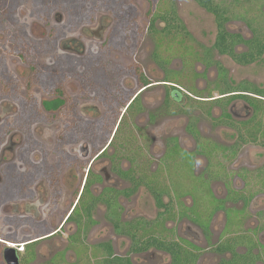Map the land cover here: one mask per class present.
Instances as JSON below:
<instances>
[{"label": "flooded vegetation", "instance_id": "1", "mask_svg": "<svg viewBox=\"0 0 264 264\" xmlns=\"http://www.w3.org/2000/svg\"><path fill=\"white\" fill-rule=\"evenodd\" d=\"M144 1L145 19L137 0H0V242L25 240L19 264H81L88 258L108 264L112 256L136 264L131 256L156 262V252L168 255L170 264V254L154 246L133 252L130 236H157L156 223L170 217L169 201H163L170 191L182 207L177 216L189 223L182 236L165 239L191 246L196 264L205 249L214 255L211 264H264V160L251 171L242 159L246 144L264 147V87L246 80L233 85L227 78L233 88L227 93L204 99L187 92L179 83L182 72L199 73L185 67L186 60L180 77H168L173 47L179 58L207 69L196 60L203 51L185 44L194 39L175 0ZM214 3L222 4L227 32L264 40L248 25L249 35L231 29L230 6L240 0ZM172 6L182 23L174 29L168 26ZM217 35L216 23L215 40ZM141 42L152 44L139 56ZM241 46L248 48H235ZM160 89L155 100L147 97ZM187 94L205 103L190 108H205L207 115L211 108L209 134L198 116H187L181 104ZM180 118L182 130H172L171 121ZM222 128L231 140L210 135ZM140 190L162 209L155 222L137 210ZM220 212L224 225L214 238ZM139 221L143 228L134 229ZM118 238L129 241V254L115 251Z\"/></svg>", "mask_w": 264, "mask_h": 264}, {"label": "rangeland", "instance_id": "2", "mask_svg": "<svg viewBox=\"0 0 264 264\" xmlns=\"http://www.w3.org/2000/svg\"><path fill=\"white\" fill-rule=\"evenodd\" d=\"M214 1L218 3L220 0H214ZM262 2H264V0ZM254 3H255V0H246V1L240 0V3L231 4L229 15L231 16L230 21L232 22H229L231 23L230 27L232 30H235V31L240 30L241 32H244L245 35L247 34L249 35L250 29L248 32L247 27H245V25H248L249 26L248 28L254 29L258 33H262L261 36L263 37L264 3L259 6H257V4L255 3V6H253ZM137 6L140 8V10L143 13L142 18L145 19L146 18L145 12L147 11L148 4L144 0H137ZM175 6H176V9H178L183 22L186 24L187 28L191 32L193 39H194L193 41L187 40L185 44L188 46L190 44L191 47L193 48V51L200 52V53L204 51L202 47H211L214 43L215 35H216V23H215L213 13L208 12L203 7H200L193 0H175ZM260 9L262 12L258 11ZM234 20L238 21V23H235ZM142 43L143 42H141V45L136 49V54L139 56L146 54L150 50L151 44H152V43H149L148 46L145 48L144 43L143 45ZM176 46L177 45L173 47V52H175L176 54L172 55V57L170 58L171 63L168 66L171 70L175 71V73L168 72L169 73L168 77L177 76L178 73H176V71L182 68V66H184V62H186L187 60V57L185 56L184 58H179V51ZM236 49L238 51H242V50H245L246 48L241 46V47H237ZM133 59L135 60L134 57ZM212 59L214 61L219 62L224 67V69L227 72V78L231 84L236 85L237 83L246 80L261 88L264 87V54L259 60L249 65H246V66L238 65L230 56L221 55L216 51L213 52ZM191 61H193L192 63H194L193 69H196V72H198L199 75L194 77L192 76V74H190L188 70H186L187 73L186 71L185 73L182 72L183 75L181 74L180 82L178 81L180 83V86L183 89L187 90V92L190 91L191 93L193 92V93H197L198 95L203 96L202 98L204 99L206 98V96H208L207 94H209V92L211 93V91H212L211 95L216 96L218 94L215 90V84H216L215 82L217 79L216 67L213 65L205 69L202 64L195 63V60H191ZM144 69H146V67H144ZM151 72L156 75L157 69L154 68V70H151ZM160 76L161 75H159L155 79L160 78ZM192 87L195 89L194 91H192L191 89ZM158 91H156L155 94L150 96L154 92L152 90L151 93H147V97H149L150 100H153V99L155 100L156 98L162 95L161 94L162 89H160L159 93ZM181 104H183V107L185 106L187 116L189 117L198 116V120L200 119L201 121L204 122L203 129L205 132L208 133L207 126L211 124V117H212L211 108H210L209 115L206 114L207 109L205 108L203 109L196 108V107L190 108L191 104L195 106H200V105L205 104V103H198V101H195V99H193V97L190 95H188L187 100L185 102L183 101V103ZM172 105L173 107L176 108L178 107L179 103L172 101ZM214 113H217L216 109ZM184 122H185V118H180V119H177L176 121L172 120L170 123V128L172 130L176 128H177L176 130H179V129L182 130V126L184 125ZM128 128L131 131H133L132 125H129ZM211 133L210 135L219 141L226 142V141L231 140L230 132L224 128L219 129V130L213 129ZM187 144H190L188 140H187ZM245 147H246L247 152H246V155L242 157V159L246 161L247 167H249V170L253 171L264 160V147L260 148V147L254 146L253 148L251 147V145H247V144ZM237 165L238 164H236V166ZM251 179H255V178L251 177ZM237 185H240L239 181H237ZM216 190L217 192L223 191V188L221 187L219 183H218V187L216 188ZM173 195H174L173 192L170 191V195L163 196V201L165 203L169 201L168 205L170 206V212H169L170 217H167L168 220L165 222L166 224L165 228L167 229V231L161 227H158L157 228L158 230H156L155 232V235L160 236L161 234L164 238H167V239H176L179 236H182V231L185 230L187 224L189 223L185 218L182 219V218H179L180 216L179 217L177 216L178 211L181 210L182 207H180V205L177 204V202L173 199ZM177 201L181 202L182 205L184 204L183 199L177 200ZM189 201L190 200L186 198V202H188V204H189ZM137 210L142 212L148 220H151L154 222L156 220V217L158 216V213L162 211L161 208L156 206L154 200L152 199V196H150V194L144 190H140V192L138 193ZM94 216L95 218H99V215L96 213L94 214ZM223 225H224V215L222 212L217 213L215 217V222L213 225V232H215L213 236L214 238H216V235L219 234V230L222 228ZM194 229L198 230L196 227ZM194 229L192 230L194 231ZM104 232H106V230H104L102 233ZM223 236L221 237L220 240H222ZM92 238L93 236L91 237V239ZM214 241L215 240H213L212 242ZM3 242L5 241H2V243ZM10 242H13V241H10ZM14 243H24V242H22V240H18V241H14ZM89 243H92V240ZM128 243L129 241L127 239L118 238L117 242H115V251L120 255L129 254L127 252ZM202 245H205V244H203L202 242ZM46 251H47V248L45 247L41 249V253L43 254H46ZM156 253L153 256V258L156 257V260H157L156 262L159 263L160 261L159 264L169 263L168 255L162 254L159 257H157L158 253L157 254ZM213 257L214 255L211 253V250L205 249L202 252V255L199 259L198 264H211L214 261ZM81 258H83V256H81ZM131 258L134 260L136 264H156L154 260L152 261L148 257L131 256ZM68 259L69 261H73L75 259V256L73 254H70ZM37 262H45V260L40 258L39 260H37ZM84 262L87 264H94L93 260H91L90 258H88ZM85 263L81 262V264H85ZM0 264H5L2 257L0 259Z\"/></svg>", "mask_w": 264, "mask_h": 264}, {"label": "trees", "instance_id": "3", "mask_svg": "<svg viewBox=\"0 0 264 264\" xmlns=\"http://www.w3.org/2000/svg\"><path fill=\"white\" fill-rule=\"evenodd\" d=\"M196 2L200 6L204 7L207 11L212 12L215 15L216 23L218 26V35L216 37L214 45L211 48H204L203 49L204 51L200 55H198L197 53L196 60L203 63L206 68L212 65L216 66L218 70V78L215 82L216 83L215 90L220 92L221 94H224L229 92L233 88L228 84L226 70L224 69V67L219 62L214 61L212 59V52L216 50L220 54H225L230 56L235 62L239 64H248L258 59V57L264 51V43H263L264 40L256 36L253 37L252 39L244 41V39L241 36L230 34L229 32L226 31L224 27L225 23L227 22V17L225 16L224 10L222 9L221 5L215 4L213 0H196ZM170 12H171V16L169 18L168 26L174 29L180 26L182 23L179 21L178 18H176V16H174L175 14H174L173 6L171 7ZM238 43H245L246 46L248 47L246 51L236 52L235 47ZM185 67L193 69V63L190 61L189 58L187 59V63ZM182 71L183 70L176 71V73H178V77H180L179 75ZM171 72L175 73V71L173 70ZM191 89L192 91L195 90L193 87ZM259 92L260 91H258V93ZM211 93L209 92V96L211 95ZM193 94L198 95L197 93H193ZM210 103H214V102H210ZM160 196H161L160 193L156 194L157 204L158 206L161 207L163 206V204L161 202ZM162 222L164 223L165 219L162 220L161 223L160 222L156 223V229L158 227L164 228L163 226L164 224ZM140 223H141L140 221L137 222L136 224L138 225H133V228L134 229L143 228V226L140 225ZM130 236L133 239V244L131 248L133 252L146 250L150 246H154L157 249L166 251L170 254L171 256L170 264H196V261L198 259V254L189 245L188 248H186L185 246H182L173 240L168 241L162 236L160 237L153 235L149 238L146 237L145 239L141 238L140 236L137 237L136 234H131ZM24 241L25 240H22V242ZM4 246H5L4 243L0 242V259L2 257V249ZM26 261L28 262L29 260ZM110 263L132 264L127 258H120L116 256H112L108 260V264Z\"/></svg>", "mask_w": 264, "mask_h": 264}, {"label": "water", "instance_id": "4", "mask_svg": "<svg viewBox=\"0 0 264 264\" xmlns=\"http://www.w3.org/2000/svg\"><path fill=\"white\" fill-rule=\"evenodd\" d=\"M2 256L5 264H19V257L15 248L5 246L2 250Z\"/></svg>", "mask_w": 264, "mask_h": 264}, {"label": "built area", "instance_id": "5", "mask_svg": "<svg viewBox=\"0 0 264 264\" xmlns=\"http://www.w3.org/2000/svg\"><path fill=\"white\" fill-rule=\"evenodd\" d=\"M5 243L7 244V246L15 248L16 251H18V252L23 251V247L25 245L24 243H14V242H10V241L5 242Z\"/></svg>", "mask_w": 264, "mask_h": 264}]
</instances>
